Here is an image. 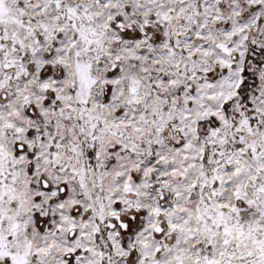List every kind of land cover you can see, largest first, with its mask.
<instances>
[{"label": "snow or ice", "instance_id": "6c2138e0", "mask_svg": "<svg viewBox=\"0 0 264 264\" xmlns=\"http://www.w3.org/2000/svg\"><path fill=\"white\" fill-rule=\"evenodd\" d=\"M0 264H264V0H0Z\"/></svg>", "mask_w": 264, "mask_h": 264}]
</instances>
